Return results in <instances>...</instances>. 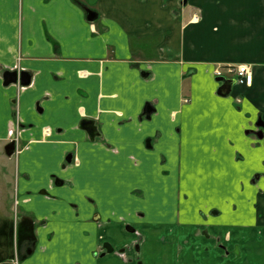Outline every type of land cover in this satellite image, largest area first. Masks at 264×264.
<instances>
[{"label":"crops","instance_id":"1","mask_svg":"<svg viewBox=\"0 0 264 264\" xmlns=\"http://www.w3.org/2000/svg\"><path fill=\"white\" fill-rule=\"evenodd\" d=\"M80 2L0 0V147L18 125L36 234L0 264H264V0Z\"/></svg>","mask_w":264,"mask_h":264},{"label":"rangeland","instance_id":"2","mask_svg":"<svg viewBox=\"0 0 264 264\" xmlns=\"http://www.w3.org/2000/svg\"><path fill=\"white\" fill-rule=\"evenodd\" d=\"M257 5V4H256ZM149 49V53L153 54L154 45ZM18 130L16 124L13 129ZM12 129V130H13ZM17 143L19 139L15 137ZM5 148V147H4ZM0 147V250L7 256L16 250V241L14 237L13 225L15 228L17 220V208L15 206L14 197V179L13 169L15 166V158L8 156L5 149Z\"/></svg>","mask_w":264,"mask_h":264},{"label":"water","instance_id":"3","mask_svg":"<svg viewBox=\"0 0 264 264\" xmlns=\"http://www.w3.org/2000/svg\"><path fill=\"white\" fill-rule=\"evenodd\" d=\"M87 13H88V20L89 21H95L98 18V15L96 12L87 9ZM216 81L218 83H220V87L218 88V95L222 96V97H227L231 94L232 89H233V85H234V80H228V79H224V78H216ZM20 82V85L22 86H29L31 83V77L28 73L26 72H18V71H8L4 74V84L5 85H9V84H17ZM82 128L85 129L89 135L92 137V139H94L95 136V131H96V127L94 126V123L92 120H84L82 122ZM257 127H263L264 124L261 122H258ZM256 135L258 136L259 139H264V132L261 131L260 134L258 135L256 133ZM15 151V144L14 143H9L6 145L5 147V153L8 156H11ZM68 161H71L70 159H68ZM104 249H105V253L102 254V256H104L106 253H113L114 249L110 244H105L104 245Z\"/></svg>","mask_w":264,"mask_h":264},{"label":"built area","instance_id":"4","mask_svg":"<svg viewBox=\"0 0 264 264\" xmlns=\"http://www.w3.org/2000/svg\"><path fill=\"white\" fill-rule=\"evenodd\" d=\"M193 20L198 22L200 20L199 15H194ZM216 76H226L235 78L238 84H246L251 85L254 79L253 76V69L250 65L247 64H240V65H224L220 66L215 70ZM17 127H19L17 125ZM18 131V130H17ZM16 133L15 129L11 131V136H14Z\"/></svg>","mask_w":264,"mask_h":264},{"label":"trees","instance_id":"5","mask_svg":"<svg viewBox=\"0 0 264 264\" xmlns=\"http://www.w3.org/2000/svg\"><path fill=\"white\" fill-rule=\"evenodd\" d=\"M77 3H81L80 0H75ZM36 241V234H35V223L30 217H23L21 221L17 225L16 231V246L19 247L23 243H27L29 245H34ZM9 258L6 256L2 250H0V262Z\"/></svg>","mask_w":264,"mask_h":264},{"label":"flooded vegetation","instance_id":"6","mask_svg":"<svg viewBox=\"0 0 264 264\" xmlns=\"http://www.w3.org/2000/svg\"><path fill=\"white\" fill-rule=\"evenodd\" d=\"M261 123V122H260ZM263 131L262 127H257V134L259 135L260 132Z\"/></svg>","mask_w":264,"mask_h":264}]
</instances>
